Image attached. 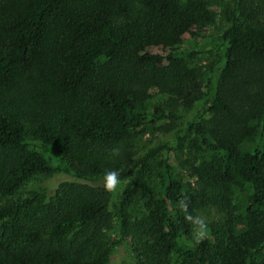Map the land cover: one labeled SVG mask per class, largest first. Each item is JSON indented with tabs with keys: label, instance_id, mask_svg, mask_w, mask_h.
Wrapping results in <instances>:
<instances>
[{
	"label": "trees",
	"instance_id": "1",
	"mask_svg": "<svg viewBox=\"0 0 264 264\" xmlns=\"http://www.w3.org/2000/svg\"><path fill=\"white\" fill-rule=\"evenodd\" d=\"M214 6L0 0V264H264V0Z\"/></svg>",
	"mask_w": 264,
	"mask_h": 264
},
{
	"label": "rangeland",
	"instance_id": "2",
	"mask_svg": "<svg viewBox=\"0 0 264 264\" xmlns=\"http://www.w3.org/2000/svg\"><path fill=\"white\" fill-rule=\"evenodd\" d=\"M214 3V13L216 16V20L213 24H211V26H209L208 30H207V37L209 38V40L211 41H219L222 38V35L224 34L226 28H227V22L225 20L224 17V12L225 10L229 7L231 8H235L236 7V2L238 0H211ZM210 41V42H211ZM198 63L203 66L205 69L209 68L210 66H212L213 63H216L218 61V54L214 53L212 55H201L199 59H197ZM192 114V113H191ZM190 116H187L185 121L189 120ZM147 137H145L144 139H146ZM165 142H169L170 141V137H164V138H159ZM33 147H35L38 151L41 150V148L38 145H34ZM187 176V175H186ZM54 182H58V179H54L51 180L49 182H47V184L41 183L40 177H36L31 179L23 189H20L19 192H21L24 196H28L29 194L33 193L36 190H41L43 189L45 186H54ZM125 182H118L116 189L114 191V195H113V202H112V211L113 213H116V207L120 201V198L122 196V193L125 189ZM50 187V188H51ZM50 191V190H48ZM207 218V217H206ZM210 218V219H209ZM214 218V215L208 217V220L206 221H212ZM107 240L109 241V243H112V241L114 240V238L116 237V233L115 230H112L110 232H107L105 234ZM105 238V240H106ZM106 240V241H107ZM108 243V244H109ZM130 254L127 251V248L125 247V245L122 246H118L115 247V249L113 250V253L111 255L109 264H130Z\"/></svg>",
	"mask_w": 264,
	"mask_h": 264
},
{
	"label": "clouds",
	"instance_id": "3",
	"mask_svg": "<svg viewBox=\"0 0 264 264\" xmlns=\"http://www.w3.org/2000/svg\"><path fill=\"white\" fill-rule=\"evenodd\" d=\"M104 181H105V189L109 192H113L116 189V186L118 184V180H117V174L115 172H108L105 174L104 177ZM183 207V205H182ZM188 219H191V217H187ZM197 223L200 224V228L201 230L203 229V224L202 222L197 221ZM202 234V231H201Z\"/></svg>",
	"mask_w": 264,
	"mask_h": 264
}]
</instances>
